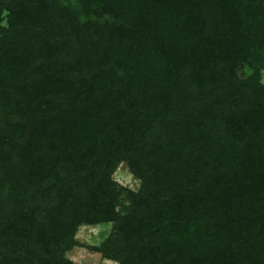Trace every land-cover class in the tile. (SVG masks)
Masks as SVG:
<instances>
[{"label":"trees","instance_id":"1","mask_svg":"<svg viewBox=\"0 0 264 264\" xmlns=\"http://www.w3.org/2000/svg\"><path fill=\"white\" fill-rule=\"evenodd\" d=\"M106 224L117 264H264V0H0V264Z\"/></svg>","mask_w":264,"mask_h":264},{"label":"rangeland","instance_id":"2","mask_svg":"<svg viewBox=\"0 0 264 264\" xmlns=\"http://www.w3.org/2000/svg\"><path fill=\"white\" fill-rule=\"evenodd\" d=\"M115 180L132 189L138 187L137 180L130 175L124 164L118 168L115 174ZM111 229V224L81 228L77 235V240L80 245L69 254L70 259L77 264H117L116 262L103 259L100 254L90 249L91 246L99 245L108 236Z\"/></svg>","mask_w":264,"mask_h":264}]
</instances>
